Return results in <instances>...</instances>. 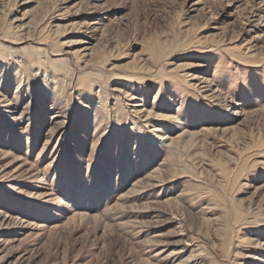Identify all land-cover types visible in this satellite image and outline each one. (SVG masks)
<instances>
[{"label": "rangeland", "instance_id": "1", "mask_svg": "<svg viewBox=\"0 0 264 264\" xmlns=\"http://www.w3.org/2000/svg\"><path fill=\"white\" fill-rule=\"evenodd\" d=\"M0 264H264V0H0Z\"/></svg>", "mask_w": 264, "mask_h": 264}, {"label": "bare ground", "instance_id": "2", "mask_svg": "<svg viewBox=\"0 0 264 264\" xmlns=\"http://www.w3.org/2000/svg\"><path fill=\"white\" fill-rule=\"evenodd\" d=\"M162 179L161 172L156 169L152 176L137 181L134 188H139V190L148 189L149 186H155L154 184L161 182Z\"/></svg>", "mask_w": 264, "mask_h": 264}]
</instances>
